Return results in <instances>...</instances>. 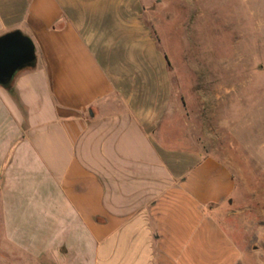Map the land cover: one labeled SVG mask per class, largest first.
<instances>
[{
    "label": "crops",
    "instance_id": "0c3cea01",
    "mask_svg": "<svg viewBox=\"0 0 264 264\" xmlns=\"http://www.w3.org/2000/svg\"><path fill=\"white\" fill-rule=\"evenodd\" d=\"M146 13L142 0H0V37L35 52L0 85V264H162L175 208L211 232L243 214L220 210L236 199L221 162L168 143V57Z\"/></svg>",
    "mask_w": 264,
    "mask_h": 264
},
{
    "label": "rangeland",
    "instance_id": "374dc122",
    "mask_svg": "<svg viewBox=\"0 0 264 264\" xmlns=\"http://www.w3.org/2000/svg\"><path fill=\"white\" fill-rule=\"evenodd\" d=\"M142 2L168 57V143L221 162L234 177L236 199L220 210L243 213L222 215L211 232L190 206L175 208L168 262L264 264V0ZM230 227L246 229L253 251Z\"/></svg>",
    "mask_w": 264,
    "mask_h": 264
},
{
    "label": "water",
    "instance_id": "95a60500",
    "mask_svg": "<svg viewBox=\"0 0 264 264\" xmlns=\"http://www.w3.org/2000/svg\"><path fill=\"white\" fill-rule=\"evenodd\" d=\"M35 62L34 46L19 32L0 37V85H8L15 74Z\"/></svg>",
    "mask_w": 264,
    "mask_h": 264
}]
</instances>
